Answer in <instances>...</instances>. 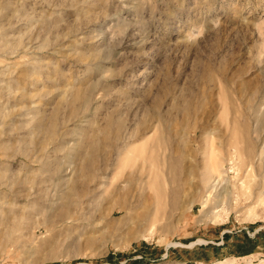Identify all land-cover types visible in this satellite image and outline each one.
<instances>
[{"label":"rangeland","instance_id":"rangeland-1","mask_svg":"<svg viewBox=\"0 0 264 264\" xmlns=\"http://www.w3.org/2000/svg\"><path fill=\"white\" fill-rule=\"evenodd\" d=\"M71 88H89V105ZM157 100L168 107L156 137L176 130L183 165L198 168L182 195L207 153L245 148L232 151L239 131L264 146V0H0V264H264V165L240 181L227 164L232 186L192 210L148 192L132 212H110L82 199V184L36 186L34 159L68 166L75 132L110 119L107 145L123 126L140 134ZM55 121L71 134L57 153L61 140L44 148ZM168 139L152 144L159 162L174 153ZM113 162L108 149L97 166Z\"/></svg>","mask_w":264,"mask_h":264},{"label":"bare ground","instance_id":"bare-ground-1","mask_svg":"<svg viewBox=\"0 0 264 264\" xmlns=\"http://www.w3.org/2000/svg\"><path fill=\"white\" fill-rule=\"evenodd\" d=\"M75 87L76 86L72 88ZM72 88L70 91L72 93V98H74V102L79 100L82 101L85 106H88L92 96L90 89H85V92L81 94L80 91H74ZM164 103H162L161 100L156 101L150 113L149 121H145L142 125L139 124L140 127H143L140 134L137 132V129H132V127L129 128L127 125L123 126V129H119L115 135L117 140L115 144H106V141L110 138L112 127L114 126L113 122H115L112 119L108 120L105 126H98V128H92L90 130L87 129V131H82L83 133L80 134L75 132L76 134L74 136H80L81 144L77 150L75 149L77 154L76 157H74L76 159H72V161L68 162V166L63 164L62 160L57 157H54L53 160H51L49 156L41 157L32 161L41 166L39 170L37 169L38 171L33 172L35 175V177L33 175L34 180L37 181L36 186L42 187V185L54 184L50 182H52L55 177H58V184L63 188L62 190L66 189L70 183L72 185L82 184L84 186L81 191L82 199L83 197L86 198L88 204L95 206L96 209L106 208L110 209V212L114 209L132 212L137 206L147 203L148 192L153 203L159 204L158 207L166 203V201H170L174 208L192 210L197 202H199L203 208H206L219 201V198L223 195V192H221L223 184L226 183L229 186L231 185L230 178H228L230 169H226L227 164H231V169L237 171L238 174H242L240 181L247 180L248 178L251 179L255 169L264 165V146H262V141H260V139L256 140L246 128L233 135L235 142L231 145L233 151V148H237V144L241 141L245 144V148L243 150L238 149L235 152L233 151L234 153L230 154L228 158L222 157L220 153H213L217 152L216 150L213 152L211 151V154L207 153L208 157L205 160L203 172H201L202 175L198 178V181L192 182L193 184L191 186L194 191H190L188 194L184 192L182 195L183 190L181 191V188L183 186H181L180 182H183L181 180L185 179L183 176L187 178L192 175L194 176V174H197L198 168L196 166V169L194 166L195 170L193 167L189 168L183 165L178 149V143H180L181 137L176 130L172 129L173 131H170L172 133H169L171 139L168 136L169 139L167 137L163 139L160 135L156 137V132H154V130L157 126L155 124H160L164 120L161 114L164 108L167 109L168 107H164ZM174 104L175 103L171 104L172 109L169 107L171 110H173ZM181 110L188 117L194 112V109L188 106H185ZM167 111L169 110H166V112ZM175 112H177V110ZM54 114H57V111L54 112ZM75 114L76 112L72 114L71 120L66 121L64 124L66 125L68 122L78 117V115ZM54 117L56 116L54 115ZM57 125H59V123H56V121L51 125L49 138L44 146L46 149L55 141L61 140L60 147L57 146L55 150L56 153L65 150L67 147V137L71 135L68 131L59 133L60 131H57ZM39 128H42L41 124ZM100 133L102 134L101 136L99 135ZM33 134L36 135V132ZM167 139L171 142L174 153H172L170 157H166L167 155H165V158H162L159 162L160 158L158 157L157 146H152V144H154V142L167 143ZM141 143H143V146L138 147ZM108 149H111V153H113L115 158L113 168L110 169L108 167L109 165L105 168H98L97 159L99 154L106 152ZM194 171L196 172L194 173ZM31 181L33 182V179ZM58 194L60 195V193ZM76 203L77 202H75V204Z\"/></svg>","mask_w":264,"mask_h":264}]
</instances>
